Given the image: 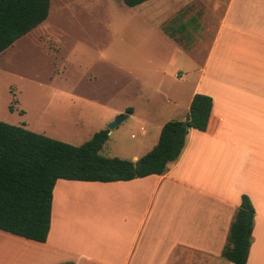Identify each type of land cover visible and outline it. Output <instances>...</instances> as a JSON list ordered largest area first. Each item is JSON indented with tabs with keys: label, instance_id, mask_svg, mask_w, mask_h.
Here are the masks:
<instances>
[{
	"label": "crops",
	"instance_id": "0c3cea01",
	"mask_svg": "<svg viewBox=\"0 0 264 264\" xmlns=\"http://www.w3.org/2000/svg\"><path fill=\"white\" fill-rule=\"evenodd\" d=\"M154 1L135 7L149 14L157 7ZM206 2L216 1H156L161 16L193 5L209 9ZM212 29L203 61L191 59L195 63L187 68L193 75L190 91L168 90V117L150 129L140 127V135L148 138L143 155L156 145L166 122L186 119L195 94L212 99L206 131L190 128L180 156L160 176L109 183L57 180L46 241L0 230V264H233L221 253L242 195L254 209L246 264H264V0H225ZM161 33L178 53L185 52ZM91 198L94 206L87 202ZM113 198L125 214L123 222L136 224L131 244L124 252V242H116L93 258L87 236H74V230L106 225V216L95 207ZM124 228L117 229L122 238L129 234Z\"/></svg>",
	"mask_w": 264,
	"mask_h": 264
},
{
	"label": "rangeland",
	"instance_id": "374dc122",
	"mask_svg": "<svg viewBox=\"0 0 264 264\" xmlns=\"http://www.w3.org/2000/svg\"><path fill=\"white\" fill-rule=\"evenodd\" d=\"M156 1V9L143 15L121 0H50L47 19L0 54V121L79 146L129 109L132 116L109 130L99 155L130 161L143 155L148 138L140 127L150 129L168 117V90L190 91L193 75L187 68L195 63L191 59L203 61L204 43L225 4L215 0L206 2L209 9L193 5L161 16ZM161 32L185 52L178 53ZM92 201L87 202L94 206ZM107 201L104 209L95 207L106 225L73 233L87 236L93 258L116 242H124L126 252L136 225L123 222L114 198ZM122 227L129 230L123 238L117 234Z\"/></svg>",
	"mask_w": 264,
	"mask_h": 264
},
{
	"label": "trees",
	"instance_id": "16d2710c",
	"mask_svg": "<svg viewBox=\"0 0 264 264\" xmlns=\"http://www.w3.org/2000/svg\"><path fill=\"white\" fill-rule=\"evenodd\" d=\"M146 1L121 0L130 8ZM49 7L50 0H0V54L44 22ZM211 109V97L195 94L186 119L166 122L156 145L136 162L99 155L109 138L108 129L74 146L0 121V230L45 242L52 191L59 179L109 183L163 175L180 156L188 130L206 131ZM253 220V206L242 195L221 253L224 259L246 264Z\"/></svg>",
	"mask_w": 264,
	"mask_h": 264
},
{
	"label": "water",
	"instance_id": "95a60500",
	"mask_svg": "<svg viewBox=\"0 0 264 264\" xmlns=\"http://www.w3.org/2000/svg\"><path fill=\"white\" fill-rule=\"evenodd\" d=\"M126 116H120L118 118H116L115 120L111 121L108 125H107V129H113L116 125H118L119 123H121L123 120H125Z\"/></svg>",
	"mask_w": 264,
	"mask_h": 264
}]
</instances>
